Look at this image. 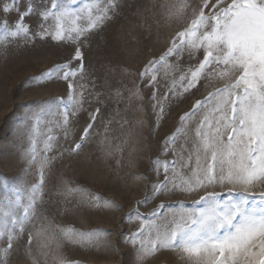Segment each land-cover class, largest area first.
Masks as SVG:
<instances>
[{
  "label": "snow or ice",
  "instance_id": "obj_1",
  "mask_svg": "<svg viewBox=\"0 0 264 264\" xmlns=\"http://www.w3.org/2000/svg\"><path fill=\"white\" fill-rule=\"evenodd\" d=\"M76 2L5 0L0 4V46L18 41L28 45L37 40L75 45L69 59L30 82L35 87L63 82L68 94L67 100L45 102L46 107L33 118V136L42 118L54 115V107L61 106L64 111L59 123L67 134L74 118L90 103L91 93L86 95L81 83L88 75L82 48L94 32L102 30L106 22L123 10L124 4V0H87L77 9L71 6ZM157 7L163 9L161 15L168 23L190 19L172 37L166 51L158 59L149 60L140 73L141 82L155 89L151 99L157 100L159 92L158 68L169 66L173 59L180 75L163 94L165 100L169 94L179 98L198 85L207 86L213 81L221 82L222 86L203 100H196L180 117L176 132L163 141L161 155L171 153L176 159L161 161L157 157L153 161L152 171L157 176L163 175V180L150 184L149 195L137 201L136 210L125 217L128 222H139L127 243L136 248L137 264H144L164 251L175 253L183 264H264V191H249L254 185L264 183V0H172L151 5L153 9ZM11 16L15 19L10 22ZM32 17L36 18L35 27L29 22ZM185 58L196 62L181 68L179 62ZM73 61L79 62L75 68ZM128 92V103L143 99L140 89H128ZM102 95L95 93L97 105L102 103ZM116 95L123 96L119 89ZM152 110L158 120L164 119L163 104H154ZM88 116L79 141L69 144L64 151L79 154L92 136L99 134L97 120H102L101 108L95 107ZM197 116L201 119L191 130L190 147L181 145V151L177 152L174 146L187 137V126ZM103 123L107 133L111 120ZM52 141L49 135L44 144L45 154L38 161L32 139L28 162L39 166L36 182L29 189H11L12 198L5 184L6 194L0 198V244L4 245L0 249V264H8V258L21 248L31 264H41V260L43 264H78L63 254L65 244L90 249L100 245L101 237L112 235L103 230L82 232L70 226L41 222L42 218L46 219L45 188L49 179L46 170L56 158L48 155L56 147ZM227 186H231L227 194L208 191ZM236 186H241L243 191L233 193ZM68 191L83 192L84 202L93 210L119 208L115 201L79 187ZM201 192L204 194L195 202L201 207L186 208L179 204L174 208L160 204L150 218L140 212L141 206L166 194ZM225 195L227 198L222 199ZM103 243L107 246L109 242L105 239Z\"/></svg>",
  "mask_w": 264,
  "mask_h": 264
},
{
  "label": "rangeland",
  "instance_id": "obj_2",
  "mask_svg": "<svg viewBox=\"0 0 264 264\" xmlns=\"http://www.w3.org/2000/svg\"><path fill=\"white\" fill-rule=\"evenodd\" d=\"M3 2L5 0H0V4ZM86 2L87 0H77L71 6L78 9ZM171 2L172 0H124L123 10L85 42L82 51L88 75L81 83L85 86V94L91 93L90 103H86L84 110L74 118L67 134L59 123L64 111L61 106L59 109L54 107V115L42 118L39 130L33 136V118L46 107L45 102L60 98L67 100L68 94L63 82L44 87L30 86V82L54 65L69 59L75 45L37 40L28 45L18 41L9 46H0V198L6 194L5 184L7 194L14 198L11 189H29L36 182L39 165H30L28 162L32 139H35L39 161L45 154L43 149L47 137L51 135L56 147L48 155H55L56 158L54 164L46 170L49 175L45 188L46 219L42 218L41 222L70 226L82 232L103 230L112 233L108 237H101L100 245L90 249L65 244L63 254L68 260L78 264H137L136 248L127 243V239L137 231L139 222H128L125 217L136 210L137 201L144 200L149 195L150 184L163 180V175L157 176L152 171L153 161L157 157L161 161L176 159L171 153L166 156L161 153L165 138L170 137L180 126V117L190 110L196 100H203L209 92L222 86L221 82L213 81L207 86L198 85L179 98L169 94V99L165 100L163 94L167 93L173 79L180 75L173 59L169 66L158 68L156 79L159 92L156 93L157 100L151 99L155 89L141 82L140 73L149 60L158 59L166 51L172 37L186 27L190 19L181 23H168L161 15L163 9L151 8L153 3L159 6ZM14 19L15 16L9 17L10 22ZM29 22L33 27L36 26L35 17ZM195 62L185 58L179 64L181 68H186L188 64ZM78 63L73 61V68ZM92 82L95 83V88ZM117 89L122 92V97L116 95ZM128 89L142 90L143 99L128 103ZM96 92L103 93L100 105H97L95 99ZM157 103L165 106L166 115L163 120H158L152 110V106ZM97 106L101 108L103 122L111 120L108 132H104V123L98 118L99 134L93 135L79 154L64 151L69 144L79 141L88 122L89 112ZM199 119L201 117L197 116L189 123L187 137H182L174 146L177 152L181 151V145L190 147L191 130ZM129 132L133 135H129ZM61 151L63 155H59ZM138 176L146 179L138 180ZM74 187L115 201L119 208L93 210L84 202L83 192L69 193V188ZM229 188L231 186L208 191L227 194ZM232 191L238 193L243 188L236 186ZM249 191H264V183L254 185ZM203 194H166L141 206L140 212L150 218L153 210L160 204L174 208L179 204L186 208L201 207L195 202ZM23 195L26 200L27 193L24 192ZM226 198V195L222 196V199ZM235 198L233 195V199ZM65 208L69 210L62 211ZM168 215L170 217L171 213ZM105 239L109 242L107 246L103 243ZM3 247L0 244V249ZM8 264H31V260L21 248L8 258ZM144 264L183 262L177 260L175 253L164 251L148 258Z\"/></svg>",
  "mask_w": 264,
  "mask_h": 264
}]
</instances>
